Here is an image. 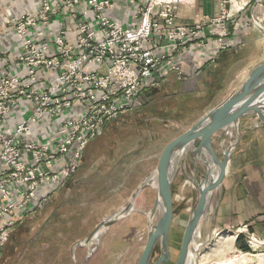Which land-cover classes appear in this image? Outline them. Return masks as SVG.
Here are the masks:
<instances>
[{
    "label": "built area",
    "instance_id": "1",
    "mask_svg": "<svg viewBox=\"0 0 264 264\" xmlns=\"http://www.w3.org/2000/svg\"><path fill=\"white\" fill-rule=\"evenodd\" d=\"M179 0H40L11 28L20 47L0 76V255L13 227L73 174L105 123L138 105L180 58L231 47L245 15L264 39V0H218L217 13L177 23ZM133 9V24L114 9Z\"/></svg>",
    "mask_w": 264,
    "mask_h": 264
},
{
    "label": "rangeland",
    "instance_id": "2",
    "mask_svg": "<svg viewBox=\"0 0 264 264\" xmlns=\"http://www.w3.org/2000/svg\"><path fill=\"white\" fill-rule=\"evenodd\" d=\"M261 49L264 53V45ZM231 74L227 70L225 76L230 79ZM173 75L177 84H168L165 80L148 90L140 104L105 123L101 132L87 143L76 171L13 227L1 250L0 264H81L87 255L85 264L136 263L149 230L148 213L156 201L153 187L147 186L138 194L134 210L107 226L98 243H85L84 239L102 219L127 205L131 193L156 167L166 145L227 98V92L236 84L230 79L224 82L221 91L219 85L192 90L181 85L176 73ZM219 138L216 132L212 147L222 159ZM224 145H229L227 137ZM195 162L199 168L197 173L188 159L185 167L179 163L172 181L169 259L162 264L175 263L186 221L197 201L193 180L199 182L205 168ZM226 183L223 187L220 183L211 193L204 221L209 222L207 227L199 228L200 240L225 233L235 234L236 239L238 232H248L244 224L250 221L253 229L246 240L250 250H242L234 239L222 258L228 262L236 260L233 264H264V208L243 206V188L237 192L235 189L232 195L231 185ZM255 211L263 215L261 220L249 216ZM158 216L159 209H156L152 224ZM77 241L81 244L72 254V246ZM159 251L157 243L151 262L157 259Z\"/></svg>",
    "mask_w": 264,
    "mask_h": 264
},
{
    "label": "crops",
    "instance_id": "3",
    "mask_svg": "<svg viewBox=\"0 0 264 264\" xmlns=\"http://www.w3.org/2000/svg\"><path fill=\"white\" fill-rule=\"evenodd\" d=\"M39 1L0 0V76L4 69H7L10 74L16 70L14 67L7 66V58L12 57L13 52H17L20 47L19 41L11 28L12 22L21 13L34 12ZM217 6L218 0H179L174 7L177 13L176 22L194 23L203 14H216ZM113 16L116 21L124 26L134 23L132 7L125 5L116 7ZM229 28L232 44L228 50L218 51L212 59L209 57L208 52L203 50L185 53L180 58L181 75L178 78L184 88L201 90L202 88L209 89L219 85L221 91L224 82L232 79L236 84H234L232 90L227 92L226 97H228L242 84L247 78L248 72L255 65L264 62V53L262 49L260 50L261 46L264 45L262 34L259 30L251 27L245 15L232 23ZM221 69L222 72H220ZM227 70L230 73L232 72L230 79L225 76ZM173 74L175 73L166 74L159 84L164 83L165 80L168 84H177ZM215 82H218V84L216 85ZM154 88L149 90L151 91ZM146 92L148 90L144 91L141 98ZM218 132L220 135L219 142L222 137H227L230 143L231 138L229 135L224 131ZM239 132V141L231 151L230 160L221 184L223 187L226 186V182H229L232 195L235 189L237 192L239 188H243L245 194L243 206H253L254 208L260 206L264 208V201H262L264 199V122L256 114L246 115L239 122ZM235 137L234 132L232 139ZM251 214L249 216L258 217L259 220L263 216L257 211L251 212ZM248 224H250V221H248Z\"/></svg>",
    "mask_w": 264,
    "mask_h": 264
},
{
    "label": "water",
    "instance_id": "4",
    "mask_svg": "<svg viewBox=\"0 0 264 264\" xmlns=\"http://www.w3.org/2000/svg\"><path fill=\"white\" fill-rule=\"evenodd\" d=\"M256 114L264 122V62L255 65L242 84L223 102L212 107L199 117L189 128L170 141L164 148L156 167L147 175L131 193L130 199L124 207L114 214L102 219L94 228L92 234L84 239L85 243H98L105 228L134 210V201L138 194L147 186L156 190V201L148 213L149 230L145 244L135 264H162L169 259L168 237L173 217V197L171 185L179 163L185 167L189 159L194 167V173L199 171L197 161L204 166V177L197 182V201L190 213L182 236L177 259L174 264H184L186 255L201 221L206 217L208 203L212 191L221 183L232 149L237 145L240 137L239 122L242 117ZM224 131L230 137L235 132L228 146L224 145V137L219 145L222 149V159L212 147V139L216 132ZM215 171V175H213ZM159 209V216L154 224L153 217ZM96 239V241H93ZM160 245L159 255L151 262L156 244ZM77 241L72 246L80 245ZM93 251L90 250L88 254ZM86 258L81 264H85Z\"/></svg>",
    "mask_w": 264,
    "mask_h": 264
},
{
    "label": "bare ground",
    "instance_id": "5",
    "mask_svg": "<svg viewBox=\"0 0 264 264\" xmlns=\"http://www.w3.org/2000/svg\"><path fill=\"white\" fill-rule=\"evenodd\" d=\"M215 175V171H213ZM205 218L201 221L199 228L207 227V223L204 222ZM197 229L193 242L191 243L184 264H233V260L228 262L222 258V253L227 249L231 248L235 239V234L225 233L214 237L213 239L208 238L206 240H200V229ZM202 228V229H203ZM202 231V230H201ZM209 234V233H208ZM214 235V234H213ZM209 240V241H208ZM96 241V239H93ZM208 241L207 243H205ZM235 258V257H233Z\"/></svg>",
    "mask_w": 264,
    "mask_h": 264
},
{
    "label": "trees",
    "instance_id": "6",
    "mask_svg": "<svg viewBox=\"0 0 264 264\" xmlns=\"http://www.w3.org/2000/svg\"><path fill=\"white\" fill-rule=\"evenodd\" d=\"M244 228L248 229L247 233H244L243 231L238 232L237 236H236V244L244 251H249L250 248L248 246V244L245 242V240L247 239V234H251L252 233V227L251 225L248 224V222H246L244 224Z\"/></svg>",
    "mask_w": 264,
    "mask_h": 264
}]
</instances>
